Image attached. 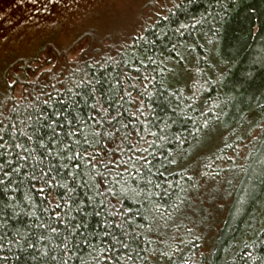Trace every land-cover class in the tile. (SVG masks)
I'll list each match as a JSON object with an SVG mask.
<instances>
[{
  "label": "trees",
  "instance_id": "trees-1",
  "mask_svg": "<svg viewBox=\"0 0 264 264\" xmlns=\"http://www.w3.org/2000/svg\"><path fill=\"white\" fill-rule=\"evenodd\" d=\"M59 2L4 0L0 26ZM39 49L0 69V264H264V0H178L116 53L30 76ZM234 115L213 161L248 140V163L224 157L236 199L210 224L179 164Z\"/></svg>",
  "mask_w": 264,
  "mask_h": 264
},
{
  "label": "rangeland",
  "instance_id": "rangeland-1",
  "mask_svg": "<svg viewBox=\"0 0 264 264\" xmlns=\"http://www.w3.org/2000/svg\"><path fill=\"white\" fill-rule=\"evenodd\" d=\"M59 1V5L54 7L51 5L50 13L48 11L44 14L41 12L40 14L46 18L39 20L29 19L28 11L22 19L16 18L18 13L17 10H13V3L7 5L12 7L13 22L12 20L3 21L0 26V69L5 60L12 61L16 58L34 56L40 46H44V44L46 47H41L39 51L43 48L46 49V52L40 55L41 63L32 66L29 72L27 71L30 76L33 73L38 76L44 71L59 69L65 62L73 63L79 59L85 60L94 54L97 57L105 51L110 54L116 53L138 36L148 23L157 16L164 15L167 9L178 0ZM1 2L3 3L4 0H0ZM20 5V2H17V6ZM4 7L5 5L0 6V19L6 17L7 12L3 9ZM0 79L3 78L0 77ZM20 90L21 88H17V93ZM232 118L233 120L229 118L225 124L222 123L221 129L209 132L201 143L190 151L188 157L179 164L181 168H191L195 177H199L200 190L194 199L195 207L201 209L198 212L203 216L200 217L209 219L210 224L224 223L225 214L236 199L235 190L239 183L235 177L236 173L234 175L233 173L231 175L223 173L221 179L218 180L215 172L217 173L218 167L227 164L225 158L236 160L237 163L238 157L230 152L223 155V164L218 165V162L213 161L222 146L228 150V147L234 142L233 137L230 135L231 138H229L228 134L231 129L236 128L240 116L234 115ZM246 127L251 128L250 125ZM247 132L252 134L251 138L258 134L257 130H248ZM245 133L238 131L236 137L243 139L247 136ZM235 141L237 140L235 139ZM247 141L240 143L236 148V151L239 150L241 153L238 158L240 160L238 168H242L248 163L246 159L242 158ZM256 147L251 158L255 164L259 160L257 153L260 148L257 147L258 151L256 152ZM250 166L246 169L243 178L247 177L248 173H252Z\"/></svg>",
  "mask_w": 264,
  "mask_h": 264
},
{
  "label": "snow or ice",
  "instance_id": "snow-or-ice-1",
  "mask_svg": "<svg viewBox=\"0 0 264 264\" xmlns=\"http://www.w3.org/2000/svg\"><path fill=\"white\" fill-rule=\"evenodd\" d=\"M72 133H68V135L70 136ZM84 151H87L86 149L84 150ZM74 155H79V153H74ZM69 159H72V157H69ZM46 175V174H45ZM44 183H49V181L48 180H44ZM75 189H72V188H69L68 189V192H72V191H74ZM40 191H43V189H40ZM56 207H59V205H56ZM53 211H54V209H53ZM98 214V213H97ZM53 231H55V229H53Z\"/></svg>",
  "mask_w": 264,
  "mask_h": 264
}]
</instances>
